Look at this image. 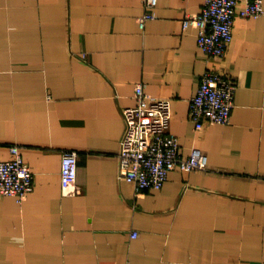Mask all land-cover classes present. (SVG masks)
<instances>
[{
    "label": "crops",
    "instance_id": "obj_1",
    "mask_svg": "<svg viewBox=\"0 0 264 264\" xmlns=\"http://www.w3.org/2000/svg\"><path fill=\"white\" fill-rule=\"evenodd\" d=\"M204 2L159 0L142 30L143 0H0V159L19 145L35 173L25 199L0 195V264H264V15H236L218 58L183 28ZM208 67L236 81L235 106L197 130L189 105ZM138 82L172 99L180 154L206 152V170L138 193L118 177ZM69 148L75 194L61 185Z\"/></svg>",
    "mask_w": 264,
    "mask_h": 264
},
{
    "label": "built area",
    "instance_id": "obj_2",
    "mask_svg": "<svg viewBox=\"0 0 264 264\" xmlns=\"http://www.w3.org/2000/svg\"><path fill=\"white\" fill-rule=\"evenodd\" d=\"M263 3L264 0H205L200 13L185 16L183 28L198 29V45L206 55L224 57L233 40L236 15H264ZM158 4L159 0H143L144 11L139 17L142 30L150 19L158 16ZM200 79L189 105L195 129L229 123L235 106L236 81L229 72L210 67L203 71ZM134 98L136 105L123 108L126 127L118 154L120 179L134 183L138 193L161 189L175 168L187 172L208 168V156L199 148H194L188 157L181 156L179 139L170 130L173 116L170 97L151 95L146 92L145 84L138 82ZM9 150L14 156L0 159V195L13 196L20 201L33 191L35 173L23 158L19 145H11ZM63 151L61 185L66 194H75L79 152L73 148ZM131 234L139 236L137 231Z\"/></svg>",
    "mask_w": 264,
    "mask_h": 264
}]
</instances>
